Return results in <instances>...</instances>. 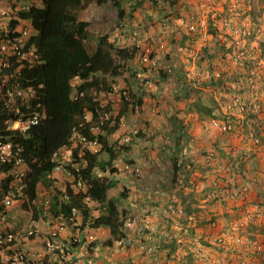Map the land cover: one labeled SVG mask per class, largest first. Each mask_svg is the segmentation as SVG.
Instances as JSON below:
<instances>
[{"label":"rangeland","instance_id":"obj_1","mask_svg":"<svg viewBox=\"0 0 264 264\" xmlns=\"http://www.w3.org/2000/svg\"><path fill=\"white\" fill-rule=\"evenodd\" d=\"M36 1L42 6L41 0ZM141 1L124 0L123 6L128 15L120 19L114 0L102 4L98 0H90L81 12L80 20L89 23L90 38L85 41L87 52L93 54L101 38L107 36L105 48L125 69L124 75L116 78L115 82L109 75L104 76L111 82L113 92L95 90L93 95L99 106H111L109 115L115 117L123 108V95H130L131 103L138 98L144 100V105L126 115L120 129L109 138L115 147L129 146L130 151L119 149V158L107 171L100 165L107 162L109 156L102 153L99 156L101 164L95 173L98 177L117 181L110 197L118 200L119 207L136 201L154 210L150 220L157 229L153 241L157 246V258L150 257L139 248L108 250V241L114 240L110 228L91 226L95 218L105 213V207L100 203L92 200L85 203L90 212L87 223H84L81 211H77L72 219L54 217L50 210L53 194L64 192L67 183L70 184L66 170L71 163L69 159L74 161V158L68 156L63 163L64 170L51 178V186H39L37 203H27L28 207L17 204L7 222L12 231L21 234V246L28 254L30 264H34L33 261L41 254L42 259L48 251L47 242H52L51 229L55 224L65 228L57 239L58 245L65 247V264L78 261L81 264H102L104 261L121 264L123 260L134 257L135 253L146 264H172L166 255L160 253L159 244L163 239H180V245H185L189 242V235L198 238L196 230L192 234L188 225L175 229L179 234L177 238L173 237V223L184 225L189 212L183 198L185 194L192 192L198 195L197 205L203 204L201 201L208 199L209 194L213 201L208 203L213 205L219 201L225 207L233 203L239 205L243 198L248 199L249 186L238 183V176H244L241 170L247 162L237 166L234 157L239 152L238 146H244V141L250 145L248 138H251L248 136L254 129H259L257 125L261 123L260 129L264 126V83L252 82L257 79L256 73L264 77V23L257 19L259 13L252 15L261 2L180 0L172 5L165 0H158V4L143 0V5H140ZM191 25L196 29L192 31ZM237 30L241 34H237ZM134 48L138 51L133 58L127 61L120 58L119 51H133ZM219 63L224 64V68L221 69L222 78L216 80L214 75ZM234 95H241L247 109L242 114L237 110L235 112L237 120L234 122L236 128L242 131L240 136L213 130L212 117L199 114L194 106L196 101H201L221 117ZM254 111L258 116L254 117ZM97 124L93 125L95 133L100 134L102 130L97 129ZM181 125L186 128L185 132L180 130ZM179 139H182L181 148L176 145ZM87 149L96 153L101 146L98 144ZM174 157L178 158L183 169L177 184L173 183ZM111 168L118 172L112 174ZM124 188L129 190L126 199L120 197ZM47 199L51 201L49 206L44 204ZM35 206L39 212L38 220L34 218ZM180 209H183V214L173 213V210ZM251 216L254 218V211L246 210L242 217L246 218V223L235 225L233 237L240 235L238 228H248ZM260 218H254V221ZM216 226L213 225V229ZM31 230L35 231V236L25 240ZM257 238L263 239L264 234L259 232ZM214 241L216 244L210 245L219 251L224 249L222 252L234 245H225L221 239L216 241L214 238ZM238 246L240 264H264V241L246 239ZM255 247L261 248V251L255 250ZM60 253L49 254L48 264L51 257L55 264V260L60 259ZM235 259V256H226L220 264H234Z\"/></svg>","mask_w":264,"mask_h":264},{"label":"trees","instance_id":"obj_2","mask_svg":"<svg viewBox=\"0 0 264 264\" xmlns=\"http://www.w3.org/2000/svg\"><path fill=\"white\" fill-rule=\"evenodd\" d=\"M90 0H43V7H32L29 11L21 12V17L31 19L36 29L40 31L36 38L39 53L43 59V64L33 70L25 72V75L33 80L32 84H44L42 100L48 111L47 119L38 126L33 127L26 136H20L19 142L24 147V159L30 167L28 175V195L30 203L38 199V188L40 185L51 186L52 180L49 175L56 167L54 155H65L69 151L73 129L80 122L85 121L87 112L93 114L91 122L86 123L82 133L89 141L98 142L101 146L99 152H92L90 149L81 151V146L73 152L74 161L67 167L72 171L74 178H81L87 185V191L76 192L71 188V183H67L64 192L57 191L53 194L51 213L54 217L71 219L74 210L82 212L83 221L87 223L90 212L85 207V200H91L104 205L105 213L95 218L91 226L93 228L109 227L114 240L121 235L122 222L120 219L119 202L110 197V192L117 187L116 180L98 177L96 168L101 164L99 156L106 153L109 160L101 164V168L107 171L120 155V150L130 151V147H115L109 141L119 129L122 119L136 107L144 105L143 98H138L135 103H131L128 96L123 95V108L115 117L112 115L108 120H104L101 125V133L94 134L92 126L100 121L101 112H111V106L101 108L93 95L94 90H104L113 92L111 82L104 76H110L114 80L124 75V66L117 63L110 51L105 46L108 44V37H102L97 50L89 54L85 47V41L90 38L88 30L89 23L80 20V14L87 8ZM108 0H98L100 4ZM124 0H114V5L118 8L119 18L125 19L127 12L123 6ZM153 4H158V0H150ZM175 5L180 0H165ZM143 5V0L140 2ZM17 22H14L16 24ZM138 49L133 51L122 49L119 56L127 61L133 58ZM102 75V77H101ZM80 77L84 82L79 86V92L83 96L73 97V80ZM166 77V75L164 76ZM135 97V96H133ZM130 98V95H129ZM198 113H204L208 117H218L214 109L203 105L201 101L194 103ZM104 112V113H105ZM254 117L257 115L254 114ZM176 123V122H175ZM179 130V129H178ZM180 130L186 131L181 125ZM177 133V131H175ZM177 148H181L182 139L177 141ZM181 150V149H180ZM78 165V170L73 165ZM174 173L173 183L177 184L183 172L182 165L177 157L173 158ZM112 174L118 172L117 169H110ZM121 198L129 197V190L124 188L120 193ZM35 205V204H34ZM26 207L28 205L26 204ZM34 209L35 220L39 219V212ZM188 210V209H187ZM189 214V212H187ZM113 240V241H114ZM112 239L108 244H113ZM48 264V261L46 262Z\"/></svg>","mask_w":264,"mask_h":264},{"label":"built area","instance_id":"obj_3","mask_svg":"<svg viewBox=\"0 0 264 264\" xmlns=\"http://www.w3.org/2000/svg\"><path fill=\"white\" fill-rule=\"evenodd\" d=\"M41 4L42 6L38 5L36 0H0V264H30V258L21 246V234L12 231L8 227L7 222L13 208L17 204L31 202L27 192L28 175L31 170L24 159V147L19 142V137L26 136L33 127L41 125L48 116L47 107L42 100V91L45 89V85L42 83L38 85L32 84L33 80L31 81L25 75V72L43 64V59L36 43V38L39 36L40 31L34 27L31 19H24L20 15L21 12L29 11L32 7H43V0H41ZM14 22L17 23L14 24ZM190 29L193 31L196 27L191 25ZM237 34H241V31L237 30ZM223 68L224 64L219 63L217 72L214 75L216 80L222 78L221 69ZM256 76L257 79L254 77L253 83L257 81L264 83V77L260 76V73H256ZM83 82L80 77H76L73 80L74 98L79 95L83 96V92H79V86ZM128 99H130L129 96ZM236 110L240 114L245 113L247 110L241 95L232 97L225 115L211 119V128L224 134L240 136L242 131L236 128V122H234L237 120L235 119ZM88 113L90 112H87L84 117L85 121L74 127L69 151L63 156L58 153L54 155V160L57 164L54 172L49 175V179L55 173H60L64 170V160L68 156L73 157L74 150L79 148V146H81V151H83L88 147L98 145V142L89 141L87 136L81 131V129L85 128L86 123L91 122L93 119V114L88 115ZM100 115L101 118L97 124V129L101 130L104 120H108L111 115L106 112H101ZM260 125L261 123L257 125L259 129H254L251 133L252 146L257 151L264 147L262 135L260 134L263 128L260 129ZM91 131L97 135L94 126H92ZM235 154L234 164L241 166L248 154L246 152ZM69 160L72 163L71 159ZM73 168L79 171L77 164H74ZM66 171L70 178L71 188L76 192H86L87 185L83 180L74 178L71 170L67 169ZM37 201L38 199H35L32 203L36 204ZM87 201H91V199L87 198L85 203ZM50 202L47 199L44 204L49 206ZM77 211L74 210L73 216L77 214ZM119 212L122 222L121 235L107 249L119 251L139 248L142 252L157 258L156 246L153 243L154 233L157 229L150 220L154 210L149 209L144 204L130 201L126 207H119ZM173 213L183 214L184 211L183 209L173 210ZM254 213L255 219L261 217V213L255 211ZM64 229L59 224H55L52 227V242H47L48 251H46L42 259V254L39 255V259L33 261L34 264H41V261L42 264H46L49 254L55 251L61 252V255H59L60 259H56L55 264L66 263V257L63 255L65 247L64 245L63 247L58 245L57 241ZM35 234L34 230L29 231L25 240L29 241V238L35 236ZM178 242L181 243V240L179 239ZM254 249L261 251L259 247ZM50 260V264H53L52 257ZM74 264L81 263L78 261Z\"/></svg>","mask_w":264,"mask_h":264},{"label":"crops","instance_id":"obj_4","mask_svg":"<svg viewBox=\"0 0 264 264\" xmlns=\"http://www.w3.org/2000/svg\"><path fill=\"white\" fill-rule=\"evenodd\" d=\"M254 1L261 2V5L252 15L254 16L256 13H259V18L257 19L264 23V0ZM247 20H249V18ZM252 20L254 21L255 19ZM254 112L257 114L256 111ZM262 128L263 132H261V135L264 142V126ZM251 135L248 136L251 138H248L249 143L247 142L251 146L247 145L246 141H244V146H238V151L240 153L246 152L249 155L245 160V162H247L246 165L244 164L245 167L243 165V169L241 170L243 173L241 174L244 176H238V183L240 186L244 184L250 188L248 199L243 198L239 205L233 203L232 205L229 204L225 207L223 204H220L219 201L215 202L213 205L208 203V201H213L211 199L212 196L205 193V195H208V199L202 200L201 203L203 204L197 205L198 195L193 194L192 192L185 194L183 198L186 199L184 202L187 204L186 208L188 209L189 214L187 213V216H185L184 225L173 223L171 230L174 232V235L172 232H170V236L173 235L174 238H177L179 233L175 229H178L180 226L187 227L188 225V227L191 228L190 231L192 234L194 233V230H196V237L198 238L195 239V236L189 235V242L187 241L188 243L185 245H180V243L176 240L171 239V241H169L167 238H164L159 244V247L162 249L160 253L163 256L166 255L167 259L170 260V263L220 264L224 257L235 256L236 259L234 264H240L237 254V252L240 251L238 250L240 249L238 245L243 244L246 239L256 240V242H260V240L264 241V238H257V234L259 232L264 234V147L259 151L253 148V139ZM189 158H191V156H189ZM239 184L237 187H239ZM174 201L177 202L179 200L174 199ZM198 208H200V210H198ZM246 210H253L255 212L261 213V218L254 221V218L250 217L251 223L249 224L247 222L248 228H238L239 232L241 231L240 235L233 237L232 233L234 230H236L235 225H243L245 222L246 218L242 217L246 214ZM155 220L156 218L153 219V221ZM213 225L217 226L213 229ZM212 231H214V233H212ZM242 234H245L244 237L241 236ZM214 238L216 241L221 239L225 245L232 243L234 245L227 247V251L225 250V252H222L224 249H220L221 251L218 249L216 250V247L210 245L211 243L216 244ZM133 256L134 257L123 260L121 264H146V261H144L141 257H137L136 253L133 254ZM150 257L154 256L151 255ZM104 262L105 263L102 264H114L107 263V261Z\"/></svg>","mask_w":264,"mask_h":264}]
</instances>
